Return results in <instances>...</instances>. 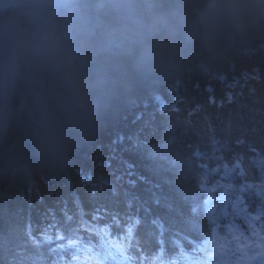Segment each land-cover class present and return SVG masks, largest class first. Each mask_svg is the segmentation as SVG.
Here are the masks:
<instances>
[{
  "label": "trees",
  "instance_id": "1",
  "mask_svg": "<svg viewBox=\"0 0 264 264\" xmlns=\"http://www.w3.org/2000/svg\"><path fill=\"white\" fill-rule=\"evenodd\" d=\"M216 198L223 215L264 212V47L255 38L211 68L192 56L176 77L139 90L67 164L0 173V264H45L77 241L106 263L102 241L119 255L133 242L173 240L191 255L193 237L230 235L217 211L207 217ZM83 217L99 234H80Z\"/></svg>",
  "mask_w": 264,
  "mask_h": 264
},
{
  "label": "clouds",
  "instance_id": "2",
  "mask_svg": "<svg viewBox=\"0 0 264 264\" xmlns=\"http://www.w3.org/2000/svg\"><path fill=\"white\" fill-rule=\"evenodd\" d=\"M264 47V0H0V173L62 166L195 56Z\"/></svg>",
  "mask_w": 264,
  "mask_h": 264
},
{
  "label": "bare ground",
  "instance_id": "3",
  "mask_svg": "<svg viewBox=\"0 0 264 264\" xmlns=\"http://www.w3.org/2000/svg\"><path fill=\"white\" fill-rule=\"evenodd\" d=\"M92 180H93V178H91ZM94 181H95V179H94ZM112 193H113V191H112Z\"/></svg>",
  "mask_w": 264,
  "mask_h": 264
}]
</instances>
